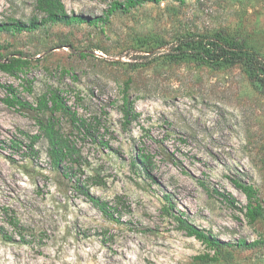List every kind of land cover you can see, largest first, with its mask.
<instances>
[{
	"label": "rangeland",
	"instance_id": "374dc122",
	"mask_svg": "<svg viewBox=\"0 0 264 264\" xmlns=\"http://www.w3.org/2000/svg\"><path fill=\"white\" fill-rule=\"evenodd\" d=\"M63 1L69 15L94 19L124 0ZM35 16V0H0V23ZM218 33L245 41L264 59V0H169L117 11L96 26L0 33V56L30 61L18 77L0 72V227L14 238L0 233V264H264V218L249 224L247 197L234 184L253 185L264 206V92L243 64L168 56L187 35ZM10 85L32 106L58 90L92 124L93 136H84L57 114L58 127L82 151L81 166L68 176L52 169L44 140L34 158L10 148L12 139L28 143L22 132L40 134L38 113L6 104ZM125 95L139 114L129 125ZM138 153L151 158L149 171L132 166ZM81 184L118 209L116 220ZM180 215L222 243L260 244L197 261L215 250L188 236L174 218Z\"/></svg>",
	"mask_w": 264,
	"mask_h": 264
},
{
	"label": "trees",
	"instance_id": "16d2710c",
	"mask_svg": "<svg viewBox=\"0 0 264 264\" xmlns=\"http://www.w3.org/2000/svg\"><path fill=\"white\" fill-rule=\"evenodd\" d=\"M165 1L169 0H124L122 3L114 2L107 11L105 17L92 19L83 15H69L63 0H35V9L40 17L35 16L26 23L15 19L10 22L0 23V33H32L48 25L57 24L67 26L89 24L96 26L100 23H105L109 20L110 16L117 11H122L126 14L146 4L151 3L159 5ZM171 1L185 4L187 0ZM171 51H173V53L168 56L174 61L191 59L201 64L216 67L243 64L253 86L264 92V59L259 53L251 50L243 40L231 39L226 37L223 33H218L213 36L187 35L179 39L176 46L173 47ZM18 54L20 53L13 54L12 57L0 56V72L14 77H18L19 74L24 73L30 66V61L25 59L22 55L18 57ZM5 88L10 93L9 95H11L5 100L6 104L11 107H29L30 110L38 113L37 121L40 128V134L32 135L22 132V135L27 139L28 143L25 144V141L19 139H12L10 148L14 152L19 153L24 147L28 149V155H26V157L34 158L39 155L37 145L44 140L48 145L47 155L54 171L68 176L74 168L81 166L80 159L82 157V151L78 148L77 144L58 127L59 119L57 114L60 113L64 116H68L73 126L76 127L80 133L83 132L84 136H93L92 131L94 128L87 120L80 118L77 112L72 111L71 107L68 106L65 98L62 96V93L58 90H51L39 97L36 105L32 106L17 96V90L12 85ZM133 104L129 96L125 95L123 98L122 113L126 125L136 121L139 117ZM103 146L109 147L107 144H103ZM137 163H139L141 168L145 171H149L152 166L151 158L143 153H138L136 155L132 161V166L136 168ZM69 164L71 167L68 166ZM95 180L98 185L100 182L99 176H97ZM234 184L247 197L248 204L245 208V217L249 224H255L263 219L264 206L259 201L258 191L255 187L239 180H235ZM78 188H80L82 193L88 197L92 204L99 209L103 215L111 220H116L115 214L118 209L110 206L109 202L103 201L92 195L85 185L81 184ZM223 197L231 204L235 202L231 196L223 195ZM167 203L169 204V210H167V212L172 215L170 212L173 209V205L169 197ZM174 218L180 224L181 229L187 232L188 236L194 237L208 248L215 250L213 256L204 254L196 257L197 261L203 263L220 260L222 252L226 251L228 247L236 246L242 249H251L260 244L259 242L248 243L246 240H240L237 244L222 243L210 233L190 224L183 216H174ZM10 223L15 226V228L18 226L17 221L13 219H11ZM0 233L5 240L14 241V238L9 236L2 226L0 227Z\"/></svg>",
	"mask_w": 264,
	"mask_h": 264
}]
</instances>
